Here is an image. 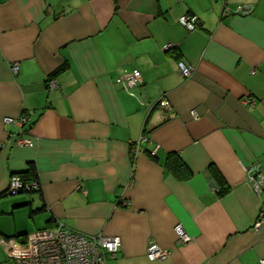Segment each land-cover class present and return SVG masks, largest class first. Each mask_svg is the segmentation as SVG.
Instances as JSON below:
<instances>
[{"label": "crops", "instance_id": "0c3cea01", "mask_svg": "<svg viewBox=\"0 0 264 264\" xmlns=\"http://www.w3.org/2000/svg\"><path fill=\"white\" fill-rule=\"evenodd\" d=\"M222 1L0 0V264H15L5 240L58 222L118 236L107 264L264 258V223L253 227L264 194L246 181L248 167H264V0H225L226 15ZM238 5L247 12H234ZM185 14L195 28L181 24ZM178 61L194 67L190 77ZM135 69L143 83L127 88L122 73ZM30 112L25 131L4 121ZM18 136L34 146L16 145ZM172 151L189 178L164 166ZM29 162L40 191L6 193ZM212 165L228 186L221 194ZM177 224L187 241H178ZM152 242L168 257L150 260Z\"/></svg>", "mask_w": 264, "mask_h": 264}, {"label": "built area", "instance_id": "2783aa9c", "mask_svg": "<svg viewBox=\"0 0 264 264\" xmlns=\"http://www.w3.org/2000/svg\"><path fill=\"white\" fill-rule=\"evenodd\" d=\"M247 10V6L238 5L234 12L245 13ZM229 13H231V10L224 3L221 14L226 15ZM180 22L188 29H193L197 25L196 17L188 14L182 15ZM169 47V45L166 46V48ZM177 65L179 73L184 78L190 77L194 72V67L183 61H178ZM11 68L14 73H17L19 62L13 63ZM120 80L125 87L132 88L142 85L143 76L137 69L133 71L125 70ZM47 87L48 89L56 88V80L54 78L48 80ZM242 102L253 104L254 100L253 98H244ZM158 104L166 110L171 109V104L165 97H162ZM31 113H24L16 119L6 117L4 121L6 123H15L20 127L21 131H25L30 124ZM192 113L194 116L196 115L195 110H192ZM144 139H146L145 136L141 135L137 142L132 144V152L134 154L138 151L140 141ZM15 144L18 146H34V142L24 136H18ZM155 151L154 149L151 153L154 154ZM246 181L256 194L259 196L263 195L264 167L258 165L248 167L246 169ZM23 188L27 190L37 189L38 184L33 181L25 183L19 175H11L8 194L12 196L18 195ZM124 204L129 205V202L125 201ZM263 223L264 213L261 211L253 227L255 230H259ZM174 229L178 241L185 242L189 239V235L181 225L177 224ZM5 245L9 256L13 258L15 264H107L108 259L115 257L117 251L120 250L122 242L118 236H105L101 233L86 234L58 222L53 228L36 229L28 233L22 242L14 239L5 240ZM168 254V249L161 248L154 242L147 247V257L150 260L165 259ZM257 264H264V258H261Z\"/></svg>", "mask_w": 264, "mask_h": 264}, {"label": "trees", "instance_id": "16d2710c", "mask_svg": "<svg viewBox=\"0 0 264 264\" xmlns=\"http://www.w3.org/2000/svg\"><path fill=\"white\" fill-rule=\"evenodd\" d=\"M66 66L65 63H63L62 65H60L59 67H57L56 69H54L52 72L49 73L48 77H47V81L50 80L51 78H54L56 75H58V73L60 71H62L64 69V67ZM47 84V83H46ZM149 155L151 158L156 159V154L149 152ZM132 156L134 157V153L132 152ZM164 166L170 170L172 172V174L180 180L183 179H187L191 176L192 172L191 170L188 168L187 164L182 160L180 154L176 151H172L169 152L165 158L164 161ZM210 170L212 172V175L214 177V180L216 181V183L219 186V190L218 193L221 194L223 192H225L228 189L227 184L225 183L222 175L220 174L219 170L217 168H215L213 165L210 166ZM13 174H17L21 177V179L25 182V183H30V182H36L38 184V188L37 189H30L27 190L25 188H23L20 193H33L36 191H40V183L38 180V174H37V170L36 167L34 165L33 162H29L27 167L20 172L17 173H12ZM8 193V189L7 192ZM19 193V194H20Z\"/></svg>", "mask_w": 264, "mask_h": 264}, {"label": "water", "instance_id": "95a60500", "mask_svg": "<svg viewBox=\"0 0 264 264\" xmlns=\"http://www.w3.org/2000/svg\"><path fill=\"white\" fill-rule=\"evenodd\" d=\"M224 3L226 4V1H225V0H224V2L222 3V4H223V5H222V9H223Z\"/></svg>", "mask_w": 264, "mask_h": 264}]
</instances>
